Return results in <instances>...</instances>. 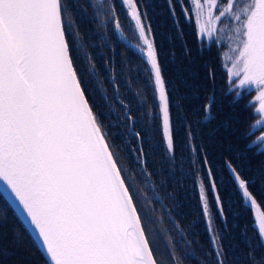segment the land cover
<instances>
[{
	"label": "snow or ice",
	"instance_id": "1",
	"mask_svg": "<svg viewBox=\"0 0 264 264\" xmlns=\"http://www.w3.org/2000/svg\"><path fill=\"white\" fill-rule=\"evenodd\" d=\"M119 2L129 31L140 41L134 45L140 53L137 59L142 61L136 70L149 74L155 96L154 104L145 105V123L158 131V142L148 140L140 114L132 111L130 101L120 100L115 123L109 121L108 126L121 131H104L106 125L90 103L89 90L94 96L100 92L106 107L110 100L115 101L103 95V81L97 82L100 70L87 51L89 44L80 43L74 5L68 0H0V192L31 228L51 264H182L174 245H168L167 255L159 253L156 234L149 231L154 221L138 207L108 142L110 135H120L141 168H147L150 154L157 152L162 163L175 165L181 143L173 104L184 114L183 104L174 95L177 90L163 72L149 0ZM102 3L107 4L115 29L123 32L116 4L113 0ZM166 3L178 34L183 33L182 15L195 29L201 51L205 41L219 43L221 33H231L227 38L235 41V47L227 56L230 64L225 65L229 83L237 90L254 87L259 92L256 113L260 119L242 134L247 143L240 154L247 155L255 147L252 155H264V128L260 127L264 124V0ZM185 55H190L186 46ZM77 59L84 65H78ZM130 82L131 77L126 79V84ZM113 88L119 91L118 85ZM234 95L239 97L240 92ZM214 103V95L206 97L204 121L211 117ZM199 122H189L185 114L184 143L191 153L190 171L211 243V251H203L199 264H226L227 253L214 225L216 214L227 224L225 199L207 154L195 143L192 125ZM256 130L262 134L252 139ZM224 166L240 191L241 202L258 206L250 190L253 179L231 160ZM255 226L260 239L253 245L249 238L248 258L252 264H264V257L255 254L257 247H264V212L256 218ZM194 255L186 253V258Z\"/></svg>",
	"mask_w": 264,
	"mask_h": 264
},
{
	"label": "trees",
	"instance_id": "2",
	"mask_svg": "<svg viewBox=\"0 0 264 264\" xmlns=\"http://www.w3.org/2000/svg\"><path fill=\"white\" fill-rule=\"evenodd\" d=\"M68 3L70 6L74 5V20L82 35L80 43L89 44L87 51L92 54L96 68L100 70L97 82L103 81V95L115 101L112 103L110 100L106 107L100 100V92L94 96L89 90L90 103L106 125L104 131H121L108 126L109 121L115 123V117L121 110L120 100L125 103L130 101L132 111L140 114L139 122L145 128L148 140L158 142V131H153L145 123L144 116L145 105L155 103L152 85L148 80L149 74L136 70V65L142 64L137 59L140 55L119 40L112 19L107 14V4L102 3V0H91V4L90 0H68ZM113 3L116 4L123 32L131 41H139L135 33L129 31L119 0H113ZM81 9L86 10V14H82ZM177 14L180 15L179 5ZM149 18L161 54L164 75L170 86L177 90L174 95L179 97L178 103H182L184 107L182 114L176 104L172 106L176 135L181 143L179 159L175 165H169L166 161L162 163L161 154L157 152L150 154L147 168H141L127 144L121 142L120 135H110L108 142L113 146L114 156L130 190L135 194L138 207L147 211L154 221L149 226V231L150 234H156L159 253L167 255L168 245L171 244L182 257V264H199L203 259V251H211V243L200 213L198 194L190 171L191 153L184 143L183 126L185 114L189 122L199 120V123L192 125L195 143L202 146L207 154L225 199L227 224L216 214L214 225L227 253L226 264H252L248 258L249 238L253 245L260 239L255 219L251 208L241 202L240 191L230 178L231 174L224 162L231 160L242 174L253 179L250 190L264 212V206H260L264 202V155H252L255 147L247 155L240 154L247 143L241 138L242 134L246 130L251 131L250 125L259 118L253 100L257 90H237L229 83L224 41H205V47L201 51L195 29L184 21L182 15L180 26L183 33L178 34L166 0H149ZM185 46L190 50V55H185ZM77 64L83 66L84 62L77 59ZM129 77L131 82L126 84ZM114 85L119 86V91L114 90ZM236 91L240 92L239 97H235ZM137 92L139 96L136 95ZM210 95H214L215 103L211 117L204 121L202 105ZM234 99L236 103H232ZM141 100L144 101L143 104ZM109 112L111 115H106ZM259 131H255L252 139ZM199 160L200 157H197V161ZM196 167H200L199 163ZM149 170L152 172L151 176L146 175ZM212 211L215 213L214 204ZM189 252L195 255L186 258V253ZM255 254L257 257H264V247H257ZM0 264H48L35 240L1 193Z\"/></svg>",
	"mask_w": 264,
	"mask_h": 264
},
{
	"label": "water",
	"instance_id": "3",
	"mask_svg": "<svg viewBox=\"0 0 264 264\" xmlns=\"http://www.w3.org/2000/svg\"><path fill=\"white\" fill-rule=\"evenodd\" d=\"M115 30H116V29H115ZM116 33H117V35H118L119 40H120L122 43L126 44L128 47H130L131 49H133L138 55H140V53H139V52L136 50V48L134 47L135 44H138L137 42H133V41H131V40L126 36V34H125L124 32H121V31H117V30H116ZM237 189H238V187H237ZM238 190H239V189H238ZM0 193L4 196V198L6 199V201L10 204V206L12 207V209H13V210L15 211V213L18 215V217L20 218V220L22 221V223L24 224V226L27 228V230L29 231V233L31 234V236H32L33 239H34V234L32 233L31 228L26 224V222L24 221L23 217H21V216L19 215V213H18V211L16 210L15 206L11 203V201L9 200V198H8L3 192H0ZM244 205H246V206H248V207L251 208L255 220H256V218H257V217L263 212V211L261 210V208L259 207L258 203H257L258 206H256V207L251 206L250 203H244ZM255 227H256V226H255ZM34 240H35V239H34ZM35 242H36L37 246L39 247L38 242H37V241H35ZM39 249H40V247H39ZM40 251L42 252V254H43V256L45 257V259H46V261L48 262V264H51V262L48 260V258L46 257V254L43 252V250L40 249Z\"/></svg>",
	"mask_w": 264,
	"mask_h": 264
},
{
	"label": "rangeland",
	"instance_id": "4",
	"mask_svg": "<svg viewBox=\"0 0 264 264\" xmlns=\"http://www.w3.org/2000/svg\"><path fill=\"white\" fill-rule=\"evenodd\" d=\"M242 2H247V0H242ZM228 35H231V33H221L219 36V39L224 41L226 44V47L224 49V54H225V58H227L228 55H232L233 53L231 52V49L235 47V41L234 40H229L227 37ZM230 64V61L227 58V65ZM254 88V87H252Z\"/></svg>",
	"mask_w": 264,
	"mask_h": 264
},
{
	"label": "flooded vegetation",
	"instance_id": "5",
	"mask_svg": "<svg viewBox=\"0 0 264 264\" xmlns=\"http://www.w3.org/2000/svg\"><path fill=\"white\" fill-rule=\"evenodd\" d=\"M255 90H257L256 88H254ZM256 95L258 96L259 95V92H258V90L256 91ZM254 96V103H255V109L256 108H258L259 107V101L256 99L257 98V96ZM258 119H260V116H259V118ZM261 128H264V124H262L261 126H260ZM257 131V130H256ZM262 133H261V131H259V133L256 135V136H259V135H261ZM256 136H255V138H256ZM254 138V139H255Z\"/></svg>",
	"mask_w": 264,
	"mask_h": 264
}]
</instances>
